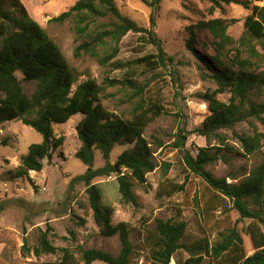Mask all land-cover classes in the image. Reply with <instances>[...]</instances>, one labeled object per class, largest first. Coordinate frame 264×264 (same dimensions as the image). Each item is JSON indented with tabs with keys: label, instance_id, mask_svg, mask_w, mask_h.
Listing matches in <instances>:
<instances>
[{
	"label": "trees",
	"instance_id": "trees-1",
	"mask_svg": "<svg viewBox=\"0 0 264 264\" xmlns=\"http://www.w3.org/2000/svg\"><path fill=\"white\" fill-rule=\"evenodd\" d=\"M141 1L151 9L148 28L124 16L115 0H77L50 22L70 24L78 42L73 51L74 58L88 57L102 67L110 66L136 75L139 68L153 71L173 61L166 56L154 31L156 13L161 3L168 0ZM204 1L210 3L212 9L234 4L248 10L250 13L243 23L245 34L259 41L264 39V8L252 4L253 1L264 0ZM227 29L228 23L218 18L201 20L189 27L187 47L207 70L208 73L202 74V77L212 80L217 90L197 94V98L206 104L209 115L193 132L205 139L207 147L197 148L195 156L184 151L182 162L189 172L199 176L212 190L222 210H230L226 208L229 202L241 219L253 221L247 231L254 253L250 256L244 253L242 239L235 229L220 234L217 241L203 238L195 245H188L185 242L184 222L157 220L154 232L147 236L150 264H171V261L178 264L175 260L178 251L188 254V259L182 264H201L203 256L217 260V264H264V160L240 183H227L226 179L215 178L206 170L207 165L217 160V153L208 151L210 142L217 139L225 144L220 133L222 130L232 129L249 119L260 122L264 127V102L250 101L252 93L264 92V70H255L256 62L241 59L240 53L231 59L230 64L222 59L226 47L232 43ZM130 32L146 34L150 43L157 47V54L125 63L115 61L121 40ZM198 33L212 37L213 55H202L195 50L193 46ZM249 53L253 58L257 57L254 48H250ZM17 74L22 76V82L35 85L31 96L24 93ZM134 77L123 80L107 78L102 85L88 79L72 91L77 79L59 46L29 16L20 0H0V125L21 122L42 137L40 143L29 146L27 154L21 158V165L11 173L13 180H31L30 172L40 173L44 161L49 162L53 153L64 143L63 137L54 136L52 125H63L72 117L82 115L75 128L81 145L74 156L87 170L71 183L84 184L92 220L99 235L104 238L118 235L121 246L117 256L103 250H84L80 258L82 264H132L135 256L128 225L112 224L115 210L102 204L100 189L92 184L98 177H109L116 173L121 203L137 206L135 186L147 190V175L157 167L154 152L144 138V132L151 122L163 114V108L146 96L147 84L137 83ZM108 88H119L125 92L126 101L132 106L128 117L124 113L109 112L102 104L101 99ZM226 92L230 94L229 101H219L217 95ZM188 136L189 133L179 131L174 147L183 148ZM237 139L244 155H252L264 143V132L237 136ZM126 144L132 145V148L121 153L116 164L111 165L113 148ZM7 145V141L0 142V147ZM94 151H98L105 161L104 167L97 170L92 167ZM173 188L183 191L184 184L173 185ZM50 232V228L40 231L38 245L33 249L35 257L57 252L52 245ZM21 251L25 256L30 254L26 242ZM60 251L61 264H79L67 248Z\"/></svg>",
	"mask_w": 264,
	"mask_h": 264
},
{
	"label": "rangeland",
	"instance_id": "rangeland-1",
	"mask_svg": "<svg viewBox=\"0 0 264 264\" xmlns=\"http://www.w3.org/2000/svg\"><path fill=\"white\" fill-rule=\"evenodd\" d=\"M29 16L47 33L61 49L74 75L76 84L91 79L102 85L105 79H129L139 84H147L146 96L163 108V114L151 122L144 132V138L154 152L156 169L147 175L148 188L135 186L134 194L138 205H123L118 193L116 173L109 177H98L92 181L101 192L102 204L113 207L115 212L112 224L126 223L129 238L134 247L135 256L132 264H150L148 261L147 236L154 232L157 220H171L186 224L185 242L195 245L203 238L217 241L220 234L235 229L242 239L244 253L250 256L254 248L248 235L252 220L241 219L233 205L227 202L229 211L222 210L214 198V193L197 175L189 172L183 165L182 155L188 151L193 156L197 148H206L205 139L193 131L201 126L209 115L207 106L197 98V94L213 92L217 85L202 74L208 73L205 67L187 47L190 39L189 27L201 20L222 19L228 23L227 34L232 43L226 47L223 60L226 63L240 53L241 59H250L255 70H264V39L256 40L245 34L243 23L250 13L239 5L223 6L212 9L204 0H168L160 5L156 13L157 39L171 63L166 67L150 70L139 68L136 75L125 70L100 66L88 57L74 58L73 51L78 45L68 22L56 24L50 20L67 11L77 0H20ZM253 1V0H250ZM120 12L148 28L151 9L141 0H115ZM253 5L264 8V2ZM194 48L202 55H213V39L208 34L195 35ZM205 45L204 48L201 46ZM254 48L257 59L249 49ZM157 54V47L151 44L146 34L128 33L119 44V54L115 61L125 63L146 55ZM27 96H31L35 85L22 82ZM101 99L109 112L126 117L132 111L127 103L125 92L119 88H108ZM228 92L218 94L217 99L227 103ZM250 101L264 102V92L252 93ZM82 119L78 114L66 124L52 125L55 137H63V146L57 149L49 162L44 161L40 173L30 172L28 179L13 180L11 173L21 165V158L28 152L30 145L40 143L42 137L21 122L0 125V142L7 141V146L0 147V264H61L60 249L67 248L75 260L84 250L97 249L117 256L121 246L118 235L110 238L101 237L92 220V212L83 183L71 181L83 175L87 167L75 158L74 154L81 143L76 134V125ZM189 133L185 146L174 147L179 131ZM264 132L260 122L249 119L234 128L222 130L225 144L213 139L208 146L210 153H217V160L206 166L215 178L226 179L227 183H240L252 169L264 160V143L252 155H244L237 136H253ZM132 145H116L110 154V164L115 165L118 156ZM93 169L105 165L98 151L93 152ZM123 172H127L122 170ZM184 184L183 191H176L173 185ZM36 188V189H35ZM81 221L84 223L81 224ZM51 229L50 239L57 249L55 254L35 257L33 249L38 245L40 231ZM24 242L30 251L23 255ZM188 254L178 251L175 260L184 263ZM217 260L203 256L201 264H217ZM221 263V262H220ZM93 264H103L94 262ZM171 264H175L171 261Z\"/></svg>",
	"mask_w": 264,
	"mask_h": 264
}]
</instances>
